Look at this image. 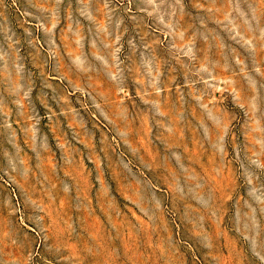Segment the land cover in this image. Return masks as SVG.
<instances>
[{"label":"rangeland","instance_id":"rangeland-1","mask_svg":"<svg viewBox=\"0 0 264 264\" xmlns=\"http://www.w3.org/2000/svg\"><path fill=\"white\" fill-rule=\"evenodd\" d=\"M0 264H264V0H0Z\"/></svg>","mask_w":264,"mask_h":264}]
</instances>
